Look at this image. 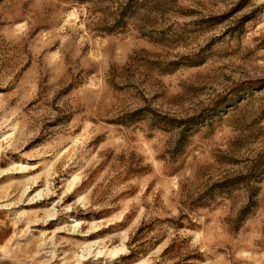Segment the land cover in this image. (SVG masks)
I'll return each mask as SVG.
<instances>
[{
  "label": "rangeland",
  "instance_id": "rangeland-1",
  "mask_svg": "<svg viewBox=\"0 0 264 264\" xmlns=\"http://www.w3.org/2000/svg\"><path fill=\"white\" fill-rule=\"evenodd\" d=\"M0 144V264H264V0H0Z\"/></svg>",
  "mask_w": 264,
  "mask_h": 264
},
{
  "label": "bare ground",
  "instance_id": "bare-ground-1",
  "mask_svg": "<svg viewBox=\"0 0 264 264\" xmlns=\"http://www.w3.org/2000/svg\"><path fill=\"white\" fill-rule=\"evenodd\" d=\"M6 140V139H5ZM1 146V144H0ZM16 171V169H15ZM21 171L22 172H26L27 171V167H21ZM20 171V172H21ZM22 181V180H21ZM78 180L75 179L74 183H76ZM37 183V182H36ZM34 183L32 182L31 183V180L29 179H26L24 180L23 182H20L19 183V186L22 187L24 189L23 191V196L27 195H30V193H32V186ZM42 193H39V197L41 196ZM24 198V197H23ZM5 207V206H3ZM8 207V206H7ZM9 208V207H8ZM25 217V216H24ZM50 217H52V215H50ZM20 218V217H19ZM24 221V220H23ZM21 222V220H20ZM93 251V246L91 244H84L83 245V251H82V255L81 256H78L79 259L83 262L84 260L86 261L87 260V252L90 254L91 252ZM122 252H124V249H116V250H108L107 252H105V255L103 252H100L99 253V257H103L104 256H109L111 257V259H116L119 257L120 254H122ZM88 254V255H89ZM80 262V261H79ZM143 262V261H142Z\"/></svg>",
  "mask_w": 264,
  "mask_h": 264
}]
</instances>
